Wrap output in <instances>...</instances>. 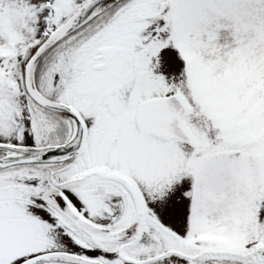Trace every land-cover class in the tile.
Here are the masks:
<instances>
[{
  "label": "snow or ice",
  "instance_id": "1",
  "mask_svg": "<svg viewBox=\"0 0 264 264\" xmlns=\"http://www.w3.org/2000/svg\"><path fill=\"white\" fill-rule=\"evenodd\" d=\"M0 264H264V0H0Z\"/></svg>",
  "mask_w": 264,
  "mask_h": 264
}]
</instances>
